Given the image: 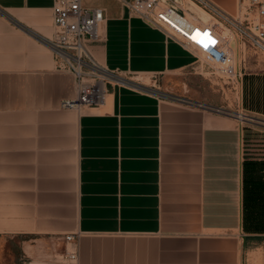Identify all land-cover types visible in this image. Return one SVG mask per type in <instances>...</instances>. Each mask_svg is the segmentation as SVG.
Here are the masks:
<instances>
[{"label": "crops", "instance_id": "0c3cea01", "mask_svg": "<svg viewBox=\"0 0 264 264\" xmlns=\"http://www.w3.org/2000/svg\"><path fill=\"white\" fill-rule=\"evenodd\" d=\"M131 1L82 0L104 13L90 55L212 109L124 85L100 107L62 109L74 79L37 39L52 36L53 0H0V264H245L264 247L258 51L244 71L233 62L236 104L223 106L198 54L135 17ZM208 1L239 15L240 0ZM66 245L76 262L63 260Z\"/></svg>", "mask_w": 264, "mask_h": 264}, {"label": "built area", "instance_id": "2783aa9c", "mask_svg": "<svg viewBox=\"0 0 264 264\" xmlns=\"http://www.w3.org/2000/svg\"><path fill=\"white\" fill-rule=\"evenodd\" d=\"M188 1L217 24L213 26L203 21L199 13L187 10L179 0H133L125 2V5L135 17L158 29L168 39L197 53L212 69V76L234 85L236 73L229 43L221 35L219 26H228L250 47L264 54V0H240L239 15L235 18L225 14L208 0ZM52 11V36L37 39L51 53L55 69L70 74L74 79L75 96L73 99L63 100L62 109L78 111L100 107L113 85L148 92L159 99L170 98L193 104L128 81L97 63L88 52L87 44L100 39V26L104 22L101 9L86 8L82 5V0H53ZM193 105L201 110L212 109L203 104ZM216 111L220 114L225 112L220 109ZM238 117L244 118L241 115ZM74 240L75 235L65 236L67 245ZM67 245L63 260L74 263L77 251Z\"/></svg>", "mask_w": 264, "mask_h": 264}, {"label": "rangeland", "instance_id": "374dc122", "mask_svg": "<svg viewBox=\"0 0 264 264\" xmlns=\"http://www.w3.org/2000/svg\"><path fill=\"white\" fill-rule=\"evenodd\" d=\"M184 8L187 10H190L192 12L198 11L203 21L211 23L213 26H215L216 21H214L210 16L204 14L200 9H197L192 4L184 5ZM236 15V13H233V17ZM236 17V16H235ZM221 35L227 39V42L229 43V51L232 56L233 62L238 67L239 64L242 67L243 70V56L246 53V55H250L251 53L250 47L247 43H245L236 33L230 29L228 26H224L221 24L219 26ZM234 32V33H233ZM236 39V41H235ZM235 42V43H234ZM237 46L238 53L236 55L234 46ZM245 45V46H244ZM253 53V52H252ZM258 56L255 54H252V60L255 58H258V61L261 63H264V54L258 51ZM251 57V56H250ZM197 66L202 72V76L205 77L207 83L211 86L210 93L212 97H215L219 103H221L223 106H227L230 108L235 107L236 104V91L233 89L235 85L232 83H227V80L219 79L216 76H212L210 72H212V69L206 65L202 59L199 57V61ZM135 81V83H139L141 86H144L149 89H153L156 92L160 94H165L160 85V79L158 76H150V77H129ZM255 254H253L248 261H245V264H264V247L261 249L254 251Z\"/></svg>", "mask_w": 264, "mask_h": 264}]
</instances>
